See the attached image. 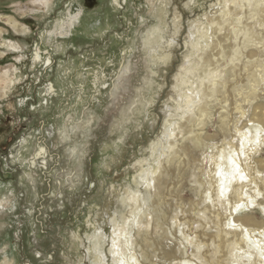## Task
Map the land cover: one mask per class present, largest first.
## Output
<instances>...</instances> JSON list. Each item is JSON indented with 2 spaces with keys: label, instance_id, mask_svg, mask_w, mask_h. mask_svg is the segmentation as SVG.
Segmentation results:
<instances>
[{
  "label": "rangeland",
  "instance_id": "1",
  "mask_svg": "<svg viewBox=\"0 0 264 264\" xmlns=\"http://www.w3.org/2000/svg\"><path fill=\"white\" fill-rule=\"evenodd\" d=\"M117 3L0 0V151L6 148L0 157V264H263L264 251L252 237H264V127L250 116L264 103V81H243L248 100L218 93L205 118L212 137L203 148L194 145L183 138L194 121L183 115L181 91L173 87L188 64L187 42L201 30L190 24L209 21L203 14L209 0ZM258 4L264 8V0ZM246 5L242 16L253 8ZM175 11L181 27L173 38ZM261 15L264 20V10ZM155 26L163 29L161 38ZM254 29L264 43V25ZM226 33L213 37L223 44L222 55L213 43L202 64L229 78L234 43L254 44ZM164 45L172 51L168 63L159 58ZM37 50L42 57L35 61ZM260 59L264 63V48ZM233 98L243 105L242 118ZM223 115L229 128L219 121ZM178 123L182 134L174 137ZM236 124L259 149L248 168L262 182L247 186L234 208L239 199L233 190L249 182L234 178L227 187L210 157L224 149L215 156L223 163L228 140L241 148ZM39 146L48 149L45 167L29 164ZM157 165L162 168L152 175L161 183L149 179ZM220 172L227 176L232 167ZM219 181L227 188L218 201ZM247 214L252 225H240L235 218Z\"/></svg>",
  "mask_w": 264,
  "mask_h": 264
},
{
  "label": "bare ground",
  "instance_id": "2",
  "mask_svg": "<svg viewBox=\"0 0 264 264\" xmlns=\"http://www.w3.org/2000/svg\"><path fill=\"white\" fill-rule=\"evenodd\" d=\"M44 1L45 0H41V2H44ZM190 1H194V0H190ZM211 1L213 3H210ZM229 1H234L233 2L234 6L232 9L229 8V5H228ZM229 1L228 0H209V3L206 5L207 9L203 11V14H205V16L209 15V18H208L209 21L205 19V20L197 23V22H195V20H197V19H195L194 22H192L190 24L192 27L198 26L199 28H201V30L198 29L197 32L194 33L195 34L194 38H196L194 41L191 40L192 42H187L188 46L190 47L189 48V54L187 53V55L185 56V58H187V60H188V64H185V62H184L183 65L181 66V69L179 70V72H177V74L175 75V77H176L175 78V86L173 87V89L181 91V93L179 95L181 97V101H179L180 104H178V106H179V108L181 107L183 109V112H182L183 115L187 114L192 119V121H194L192 126H191V129L184 133L183 138L188 139V141L192 142L194 145H197L198 147H202V148L209 143L208 140L212 137V135L211 136L208 135L206 133V130H205V125L207 124L206 120L211 117V115H210V113H211L210 101L214 98L215 99L218 98L217 97L218 93H220V95L223 94L224 97H225V95H228V96L231 95L234 97V94H233L234 92L237 93L238 96L245 95V98L248 100L249 96L247 94L249 91H244V87H242V85L244 83L243 81L246 80V82L244 84H248V86H249L250 81L258 82L259 84L261 83V81H264V63H262L261 59H260V52L263 51L264 43H262V41L260 39L261 37L260 38L256 37V35H259L261 33L254 29L255 24H262V26L264 25V20H263V17L261 15L264 8L258 4L259 0H229ZM114 3L119 4V3H117V0H114ZM246 4L253 7L252 9H250L252 14L250 13L249 15L242 16L239 13L245 12V11H247V9H249V8H247L248 6ZM214 5H216V6L218 5L219 8H216L213 10H208L210 7H212V6L214 7ZM164 7H166V3H165ZM165 9H167V7ZM257 15H259L258 19L256 18ZM196 16H197V14H196ZM180 17L181 16H180L179 12L175 11V16H174V21H173V26H174L173 38L175 36H177L179 33V29L181 27L180 26V21H181ZM217 17H219V19L217 22H215L214 20ZM244 17H245V19H244ZM198 18H200V17H198ZM159 20L162 23V21H164L163 16H162V19L160 16ZM203 23H205V24H203ZM60 27H61V31L63 29H64L63 30L64 32L67 31V29H65V26L62 25ZM225 28L228 29V33H226V36H229L230 34L233 36H236V37L242 35L241 39H243L244 37L245 38L247 37V38H249V42H252L254 44V46L251 44L248 46H243L242 44L239 45L237 43H234V46L232 47V49H233V51L236 52V54L228 59V61L231 63V69L233 72L232 76H230L229 78L225 77L224 70L221 71L222 72L221 73L222 77H221V76L215 75L216 73H214L213 71L210 72V70H207V68L202 64V62L205 61L204 55L213 47L212 46L213 43L215 45L217 44L219 46L218 49L220 50V54L222 53V50L224 49L223 44L217 38H216V40H213V37L217 33L221 34ZM153 29H154V31H156L159 34V36L161 38V33L163 32V29L160 26H155ZM192 32H193V29H192ZM62 35H63V32H62ZM9 45H10V47H9L10 49L17 50L14 47V45H15L14 43L10 42ZM166 46L169 47V45H166ZM249 46H252V47H250L248 49ZM160 54H161L160 55L161 57H159V56L158 57L160 58L161 62L162 63H166V62L168 63V61L171 58L172 51H171V49L167 50V48L164 45L163 46V52ZM41 57L42 56L40 54V51L37 50L35 52L34 60L38 61L41 59ZM215 64H216V61H215ZM211 65L213 66V63L210 64V66ZM9 71L10 70H6V74H8ZM206 83H208V84H206ZM255 88L256 87L254 86V89ZM183 89H187V91L184 90L182 92ZM52 91H54L53 85L52 86L47 85V93H50ZM241 99H244V98L242 97ZM233 100H234L233 102H235L234 103V110L241 115L239 118H242L243 116L246 115V112L243 108V105L240 104L239 102H237L236 99L233 98ZM172 111H174V110H172ZM205 118H206V120H205ZM250 118H251V121L253 124H257L261 128L264 127V103L256 104L253 106ZM182 120H184V119H182ZM221 120H222V123L224 122L228 126V128L230 127L227 115H223L219 121H221ZM179 123H180V121H179ZM179 123H178L177 128H174L175 129V131L173 133L174 137H177V135L179 133L182 134V130H181L182 126L179 125ZM237 125L238 124L235 125V128L237 129V132L239 133V137L243 141L241 148H240V146H238L237 143H234L233 141L228 140V144L230 146V149L228 150L229 151V156L227 157L228 159L226 158L223 163H220L219 159H215V156H218L222 152L224 153V149L219 151V153H217L214 157H210V159L214 158V161L216 162V166L218 168L219 175H220V181L222 182V179L226 180L227 181V187L230 186V183L233 181L234 178H237L238 180L239 179H242V180L247 179L249 182V185H247V182L244 181V182L240 183L236 189L233 190L234 194H236V196L239 199V201L237 203L235 202L234 204H232V206H234V208L236 205L239 204L240 201H244V199H242L241 196L244 194L247 186H250L252 183L254 184L255 181L258 182V185L261 184V182H262L261 180L257 179L254 176L253 172H249V168H248V165L252 161H254L253 160L254 157H255V159H258V157H256V154L258 153L259 149H257V147H255V146H251L249 144L248 139H247L248 131L244 130L243 126L240 127V125L239 126H237ZM51 132H52V130H51ZM177 141L175 140L176 143H177ZM21 142L25 143L26 139L23 138V140ZM180 145H181V142L179 141V146ZM179 146L177 145V147H179ZM183 149H185V148H183ZM47 153H48V149L45 146H39V148L35 152V155L32 157L31 165L36 167L38 164L40 166L45 167L47 164V160L45 159V156ZM242 155L245 156L246 162H244V160H241ZM183 157H184V155H183ZM223 158H224V156L222 157V159ZM242 159H243V157H242ZM142 162H143V160L139 161V164L142 165ZM227 164H229L232 167V172H231V174L228 173L226 176V174H222L220 172V170L222 167H224V165H227ZM158 167H159V169H157L156 171L150 172L149 179H154L153 175L155 173H157L162 168V166H160V165ZM140 169L143 170V167L140 166ZM227 169H228V167H227ZM168 171H169V168H168ZM163 172H164V170H163ZM216 172H217V170H215V173ZM171 175H174V172ZM159 177H160V173H159ZM161 177H163V176H161ZM29 178L31 179V175L29 176ZM211 178H214V177L212 176ZM154 180H158L157 177ZM215 181L217 182V180H215ZM220 181H219V185L217 187L216 194H215L217 200L221 199L223 196H225L224 195V189L227 188L225 186L223 189L220 185ZM158 182L161 183L160 180H158ZM169 183L170 182H168V184ZM155 184H156V182H155ZM156 186H157V184H156ZM151 191H155V190L152 189ZM156 192L159 193V191H157V190H156ZM163 194L160 195V197H162L161 199H163ZM214 200H216V199H214ZM235 219H237V222L242 226L252 225L251 224L252 219L250 218V216L248 214L245 215V217L244 216L243 217H237ZM189 235H190V233H189ZM252 238L255 241L256 246L260 250L264 251V244H263L264 237H259L260 239L254 238V237H252ZM167 256H169V258H171V259L173 257L176 258V255L172 256V254H168ZM188 257H186V258H188ZM180 261L181 260H179L175 264H182V262H180ZM183 264H191L190 259L189 260L186 259L185 261H183ZM263 264H264V262H263Z\"/></svg>",
  "mask_w": 264,
  "mask_h": 264
},
{
  "label": "flooded vegetation",
  "instance_id": "3",
  "mask_svg": "<svg viewBox=\"0 0 264 264\" xmlns=\"http://www.w3.org/2000/svg\"><path fill=\"white\" fill-rule=\"evenodd\" d=\"M93 1H95V0H93ZM96 2H98V5H99V0H96ZM84 3H85V0H84ZM85 6V5H84ZM22 125V124H21ZM24 126V125H23ZM5 132V131H4ZM13 133H14V130L12 131ZM15 134V133H14ZM7 137V139H9L10 140V135H8V136H6ZM20 142V141H19ZM2 149H1V151H0V157H1V153H4L5 151H6V148L5 147H1ZM11 151H8V153H7V155H9V157L8 158H10V155H11ZM32 157V156H31ZM30 157V158H31ZM29 164L31 165V163H30V161H29ZM33 167V166H32Z\"/></svg>",
  "mask_w": 264,
  "mask_h": 264
},
{
  "label": "crops",
  "instance_id": "4",
  "mask_svg": "<svg viewBox=\"0 0 264 264\" xmlns=\"http://www.w3.org/2000/svg\"><path fill=\"white\" fill-rule=\"evenodd\" d=\"M50 85L52 86L53 84L51 83ZM50 85H49V86H50ZM51 94H52V92H50V94H46V93L44 94V96L46 95V96H45V98H46V101H47V98H50V96H49V95H51ZM50 99H51V98H50Z\"/></svg>",
  "mask_w": 264,
  "mask_h": 264
}]
</instances>
